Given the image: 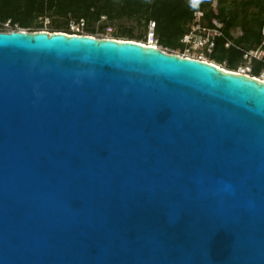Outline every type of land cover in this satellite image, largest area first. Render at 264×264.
Here are the masks:
<instances>
[{
    "label": "water",
    "instance_id": "95a60500",
    "mask_svg": "<svg viewBox=\"0 0 264 264\" xmlns=\"http://www.w3.org/2000/svg\"><path fill=\"white\" fill-rule=\"evenodd\" d=\"M0 264H264V81L0 32Z\"/></svg>",
    "mask_w": 264,
    "mask_h": 264
},
{
    "label": "trees",
    "instance_id": "16d2710c",
    "mask_svg": "<svg viewBox=\"0 0 264 264\" xmlns=\"http://www.w3.org/2000/svg\"><path fill=\"white\" fill-rule=\"evenodd\" d=\"M197 12L203 13L202 25L218 27L223 34L208 54L217 65L227 63L228 70L235 71L244 62L246 51L262 45L264 0H0V32H7L6 24L15 31L17 26L36 28L40 20L50 19L54 32L83 20V28L94 34L131 21L144 29L141 37L146 40L153 23L154 37L161 46L183 51L182 39ZM238 30L240 35L236 37L234 32ZM130 32L121 28L115 36ZM64 33L79 34L70 30ZM263 70L264 58L252 62L254 76Z\"/></svg>",
    "mask_w": 264,
    "mask_h": 264
},
{
    "label": "rangeland",
    "instance_id": "374dc122",
    "mask_svg": "<svg viewBox=\"0 0 264 264\" xmlns=\"http://www.w3.org/2000/svg\"><path fill=\"white\" fill-rule=\"evenodd\" d=\"M38 27H26L24 25L21 26H17L15 31H27V32H36V31H46V32H54V27L51 24V20L50 19H46V20H40L38 22ZM7 32H11V27L9 26V24L5 25ZM112 28V31L110 30ZM121 28L123 29H130L132 32H130L129 34H119L118 36H115V33L118 31H121ZM70 30L71 32L74 33H79L81 35H90L99 39H106V38H113V39H118V40H130V41H134V42H138V43H149L152 42V35L151 33L154 30V24L151 23L148 32L146 33L147 39L145 40V38H142L141 35H145L144 29L142 27H139L138 25H136L134 22L131 21H125L122 22L121 25L119 24H115V25H110L108 26V28L104 31V32H96L94 34H91L89 32H87L82 26H79L76 23H72L70 27H66L64 29L61 30L60 33H64L66 31ZM240 35V31H235L234 32V36H239ZM153 44H157L158 47L163 50L166 53L169 54H175V55H179L182 57H193V58H206L209 61H211L214 64H217L215 61L211 60L210 57L208 56V54H211L209 51L207 50H203V49H194V48H186L185 50H181V49H170V48H166L163 47L159 44L158 40L155 38L154 43ZM219 66H221L222 68L228 70V65L227 63H223V64H219ZM241 66H251L252 67V63L250 61H246L244 59V62L241 64ZM264 72V70L261 72V74ZM260 74V76H261Z\"/></svg>",
    "mask_w": 264,
    "mask_h": 264
},
{
    "label": "built area",
    "instance_id": "2783aa9c",
    "mask_svg": "<svg viewBox=\"0 0 264 264\" xmlns=\"http://www.w3.org/2000/svg\"><path fill=\"white\" fill-rule=\"evenodd\" d=\"M202 17H203L202 12H197L195 14L194 23L191 25L190 31L183 37L182 43L188 49L190 48H194V49L198 48V49H203V50L205 49L209 51L210 53H212L216 45V39L218 37H221L223 34L218 27H208V26L202 25L201 23ZM78 25L84 27L85 22L82 20L80 24ZM110 30L112 31V28ZM151 35H152L153 41L149 43H144V44L158 47L157 44H153L155 40L154 33L152 32ZM262 36H263V41H262V45L259 48L245 52L244 59L246 61H250L252 63L254 60H262L264 58V48H263L264 47V26L262 29ZM229 45L230 43L227 44V46ZM187 58H193V57H187ZM193 59L211 62L206 58H202V59L193 58ZM233 72L237 74L251 76V77L264 81V72L261 74V76L259 75L256 77L252 74L251 66H240L237 70Z\"/></svg>",
    "mask_w": 264,
    "mask_h": 264
}]
</instances>
